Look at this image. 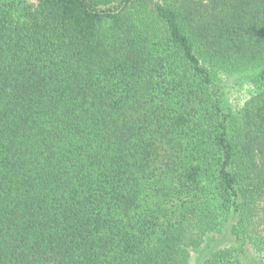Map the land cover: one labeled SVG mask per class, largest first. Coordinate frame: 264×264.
<instances>
[{
    "label": "trees",
    "instance_id": "trees-1",
    "mask_svg": "<svg viewBox=\"0 0 264 264\" xmlns=\"http://www.w3.org/2000/svg\"><path fill=\"white\" fill-rule=\"evenodd\" d=\"M256 263L264 0H0V264Z\"/></svg>",
    "mask_w": 264,
    "mask_h": 264
},
{
    "label": "rangeland",
    "instance_id": "rangeland-1",
    "mask_svg": "<svg viewBox=\"0 0 264 264\" xmlns=\"http://www.w3.org/2000/svg\"><path fill=\"white\" fill-rule=\"evenodd\" d=\"M29 1L34 2V0H29ZM236 78H239V75L235 74L234 76H232V77L230 78L229 81H231V83H230L231 86L234 84L233 81H235ZM235 84H237V83H235ZM256 264H257V263H256Z\"/></svg>",
    "mask_w": 264,
    "mask_h": 264
}]
</instances>
